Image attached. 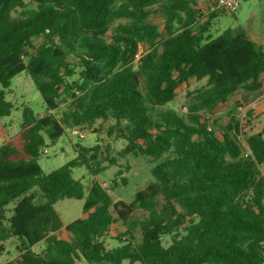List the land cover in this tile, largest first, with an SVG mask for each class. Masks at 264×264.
<instances>
[{
  "label": "trees",
  "instance_id": "trees-1",
  "mask_svg": "<svg viewBox=\"0 0 264 264\" xmlns=\"http://www.w3.org/2000/svg\"><path fill=\"white\" fill-rule=\"evenodd\" d=\"M203 1L0 0V121L24 72L46 107L36 116L24 106L19 132L0 145V256L17 241L4 264H264V125L252 131V112L229 113L215 123L221 134L209 123L231 98L264 92V44L243 28L213 38L219 11L205 20ZM192 79L206 84L180 115L167 106ZM109 122L107 136L127 142L119 158L157 161L130 203L96 180L85 196L74 178L79 166L93 177L117 166L109 144L77 143L76 158L48 174L38 162L48 142ZM65 199H84L86 217L65 226L54 210ZM116 223L121 244L109 249Z\"/></svg>",
  "mask_w": 264,
  "mask_h": 264
},
{
  "label": "rangeland",
  "instance_id": "rangeland-1",
  "mask_svg": "<svg viewBox=\"0 0 264 264\" xmlns=\"http://www.w3.org/2000/svg\"><path fill=\"white\" fill-rule=\"evenodd\" d=\"M201 8L206 16L205 20L208 19L209 14L213 11L208 7L205 0L202 2ZM218 11L216 17L211 22L212 24L208 32L213 38L220 36L228 29L243 28L255 42L264 44V0H241V7L234 14L221 10ZM153 21L162 28L164 22L162 16L154 17ZM146 50L147 47L142 45L140 52L144 53ZM205 84L206 80L197 81L192 79L189 85H183L178 89L176 98L167 107L175 109L180 115H185L186 111H184V107L189 105L187 93L193 92ZM6 98L12 104L13 109L9 117L3 118L0 121V144L19 132L24 106L30 107L36 116H42L46 113V107L40 92L37 90L30 76L25 72L12 79ZM231 112H234L241 119H248V114L252 112L251 118L255 119L252 123V131H259L261 126L264 125V92L257 96L241 94L231 98L227 104L221 106L210 117V126L216 128L215 123L225 125L229 121V113ZM110 123L105 124L104 128H101L97 134L82 131V133L86 134L83 140H80L79 137L70 131L68 136L64 135L60 137L55 144L48 142V145L44 148L46 153L38 160L44 173L48 174L75 159L74 147L77 143L83 147H91L97 142L109 144L112 156L118 158L117 166H109L105 172L97 177L91 176L85 165L79 166L73 170L74 178L82 182L85 196L88 194L93 181L96 180L109 191L114 201L123 200L128 203L132 202L135 194L139 190L145 189L149 182L153 181L151 170L157 161L149 157L134 155L119 158L118 152L126 146L127 142L117 140L114 136H107V129ZM216 129L218 130V128ZM218 133L221 134L219 130ZM119 170L123 171V177L127 179L126 185L120 182V178H116ZM115 178L120 185L116 190H111V185ZM83 204L84 199H65L58 202L54 206V210L66 226L78 218L86 217L83 214ZM15 205L16 203H12L8 208L13 209ZM8 215L10 216L11 212ZM145 216L146 213L142 210H138L134 214V217L140 220L144 219ZM124 229L121 223L112 225L109 237L106 238L107 248H116L121 244L118 240H112L111 238L118 236ZM61 235L67 237L65 232H62ZM16 243V239H10L6 242V252L0 256V264H4L17 257L15 250ZM40 246L42 244L37 245L36 248L38 249Z\"/></svg>",
  "mask_w": 264,
  "mask_h": 264
},
{
  "label": "built area",
  "instance_id": "built-area-1",
  "mask_svg": "<svg viewBox=\"0 0 264 264\" xmlns=\"http://www.w3.org/2000/svg\"><path fill=\"white\" fill-rule=\"evenodd\" d=\"M207 2L208 7L214 10H222L225 12H230L232 14L236 13L241 7V0H205ZM184 111L187 112V107H184ZM73 133L84 139L86 137L85 133L80 132L79 130H74ZM46 153V151H45Z\"/></svg>",
  "mask_w": 264,
  "mask_h": 264
},
{
  "label": "crops",
  "instance_id": "crops-1",
  "mask_svg": "<svg viewBox=\"0 0 264 264\" xmlns=\"http://www.w3.org/2000/svg\"><path fill=\"white\" fill-rule=\"evenodd\" d=\"M7 140H8V139H7ZM7 140H6V141H7ZM6 141H5V142H6ZM5 142H3V143H5ZM3 143H2V144H3ZM2 144H0V145H2Z\"/></svg>",
  "mask_w": 264,
  "mask_h": 264
}]
</instances>
